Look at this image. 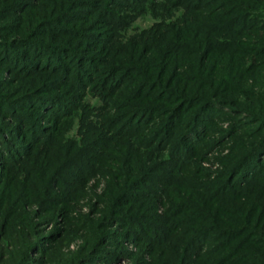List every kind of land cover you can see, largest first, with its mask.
<instances>
[{
  "label": "rangeland",
  "instance_id": "1",
  "mask_svg": "<svg viewBox=\"0 0 264 264\" xmlns=\"http://www.w3.org/2000/svg\"><path fill=\"white\" fill-rule=\"evenodd\" d=\"M176 1L0 0V41L13 55L42 65L14 45L29 40L63 67L22 74L0 63V102L26 94L69 100L57 115L19 108L34 131L0 105L2 136L11 131L22 148L0 155V264H215L222 256V264H264L263 152L251 161L254 179L229 174L264 141V30L212 34L220 50L207 59L204 43L201 71L184 76L193 63L172 60L156 41L174 42L187 14L211 20L214 5L188 13ZM163 22L169 30L157 27ZM80 68L85 77L75 85ZM120 76V86L104 88ZM139 106L152 107L139 117L140 133L117 135L109 121ZM173 113L180 127L172 134L165 126ZM193 119L200 126L190 132L201 137L170 162V144L182 142ZM248 217L251 232H243ZM241 232L256 239L248 255ZM102 250L116 253L115 261Z\"/></svg>",
  "mask_w": 264,
  "mask_h": 264
},
{
  "label": "trees",
  "instance_id": "2",
  "mask_svg": "<svg viewBox=\"0 0 264 264\" xmlns=\"http://www.w3.org/2000/svg\"><path fill=\"white\" fill-rule=\"evenodd\" d=\"M123 1L132 2L134 0H123ZM209 1L210 0H186L185 5H183L181 0H178V2L176 1L178 4L174 5L173 7L182 8L188 13H197V10L204 11L206 10V8H209L210 4H211L210 7L214 5L213 6L214 8H212V10H208V15L211 16V20H208L209 19L208 17L203 18L197 14H190V15L187 14V17L181 19L182 24L179 25L178 23L179 26L175 25V28H178V31L176 35L172 38V40H175L174 42H164L165 38L163 37L159 41H156L157 43L156 45L158 46H161V45L163 47L168 46L162 52L164 55L167 52H169L170 53L169 55L172 56V60L174 61L179 60L180 62L187 61V63H190V62L193 63V67L189 66L188 68H185L184 71H182V74L184 76L195 77L196 72L201 71V69L199 68L200 65H198L199 55L197 54V52H200V49L204 43L209 45L207 47L208 50L206 53L207 59L210 57L211 52L213 50H220L218 48L217 40L214 41L215 38L214 36H212V34L216 35V34L233 33V35H235L238 33L239 35L240 33H242L241 30H254L257 32H261L264 30V0H211L210 4H208ZM19 5H21V3L17 2L13 4L10 7V9H13L14 7L18 8ZM215 5H217L216 8L219 7L216 11H214V9H216ZM242 5H249L251 8L253 7L255 12L240 10V9H244L242 8L243 7ZM232 6H233V12H231ZM205 21H209L208 22L209 26L205 23L201 24ZM161 24L157 26L160 30H169L168 28H165L168 24H165L164 22ZM203 29H204V33L202 34L201 30L203 31ZM184 40L188 42V45L185 44ZM171 43H172V46H170ZM17 44H19L18 45L19 49L22 48V49L31 51V55L35 57L37 56V58L42 59L44 63L40 65L32 60H23L21 57V53H19L18 55H13V52L11 51V49H13V46L8 45L7 43L3 41H0V63L6 62V64H8L11 69H13L14 71L18 73H22V74L32 73L40 69H43V70L50 69L51 71H56V72L61 71V70L63 71V67H61L56 62V58L51 56V54H48L46 57V53L43 51V49L42 50L37 49V48L35 49L31 41L23 39L21 41L14 43V45H17ZM192 45H193V50H190L189 46H192ZM207 48H204V51ZM204 51H202V54ZM214 56L216 55L213 54L211 58L214 59L213 58ZM79 60L82 61V57H80ZM216 60L217 59H214V61ZM195 65L197 67H195ZM112 67L110 66L108 69H106L105 71L106 74H104L105 76H107L109 72H112L115 69V66H112ZM75 76H76L75 78H71V80L74 81L75 85L79 84V78L81 79V77H85L83 75V71L81 70V68L76 70ZM121 78H123V76H120V78H116V79L110 78L105 84L106 86L104 85V88L108 89L109 87L110 90L116 89L118 86L122 84L121 82L123 81V79ZM62 102L67 104L69 103V100L66 99L65 101V99L62 98V96L57 97V96H46L45 95L42 97H35L29 94H26L18 98L17 100H11V101H8L7 103L2 101L0 102L1 103L0 105L3 106L4 109L2 110V112L8 116L7 118L12 119L13 121H16L17 125L21 128L26 127V120H27V122L30 125V128L28 127L29 131L31 130L34 131L36 129V126L31 121L26 119V117L21 115L18 112V109L19 108L20 109L21 108L22 109H28V108L36 109V110L46 113L47 115H52V113H56L57 115V114H61L62 112H66L67 108L65 109L62 108V104H61ZM206 103H207V99L204 98L203 100H201V103L197 104V107L202 108L203 104H206ZM127 111H128L127 115L123 119H121L119 122H115V120L109 121L110 125H114L116 123L115 126H116L117 135L127 136L128 132L130 131L133 132L132 136L140 133L141 130L138 129V127H140L141 124L143 123L142 120L144 117L141 119H139V117L142 114L143 116H151L152 107L139 106L137 108H133ZM173 114L174 115L170 117L171 119L169 121L170 125L168 127L165 126L167 133L172 132V134H173V131L176 129V127H180L179 121L178 119H176L177 117L176 113H173ZM193 118H195V115L193 116ZM195 121H197V119L192 120L191 126L188 125L185 127V129L187 130H186L185 136L181 139L182 142L180 143L176 142L175 144H170L171 146L170 153H169L170 162H172L175 159L180 160L183 157L185 158V156L187 155V151L192 149L190 147H187V145L193 146L194 143H196V141H198V139L201 137V134L203 133L201 131L200 132L197 131L196 133L190 132V129H192L193 127L199 128L200 126V125L199 126L193 125ZM263 121H264V118L260 120L261 123ZM1 128L2 130L4 129L2 126ZM7 130L8 129L6 128L4 129V131H7ZM1 132L2 131L0 130V155L2 157H5V156L15 157L17 156V152L18 153L22 152V148L20 144L18 143L17 139L14 137L11 131H8L9 138H4ZM260 145H262L261 148L257 147L259 150L255 149L252 152L247 153L245 158L242 160V162L239 165L235 166L232 170H230L229 174L233 175V178L238 177V179H240L239 181H242V182L243 181L246 182L248 180H252L255 178L256 176L255 169L257 168V166H255L256 164L255 161L254 163L253 162L251 163V161L257 158V155L259 154V152H263L264 154V141ZM251 205L252 204H248L247 207H249V209H252ZM258 206H263V205L261 203ZM249 222H251V220L248 217L247 220L243 224L247 230L245 229L243 230V232L244 231L251 232L250 228L248 227ZM143 227L145 229L146 226L143 224ZM145 231L148 232L146 229ZM162 235H164L163 232L161 234H158V238H160ZM239 237H240L239 242L246 241L245 243L244 242L242 243V247L244 246V248H246L244 255H248L253 250V247H250V246L256 242V239L254 240H246L245 238L242 239L243 237L242 232L239 235ZM202 238L203 237L198 239L197 242H199ZM196 245L197 244H195V246ZM38 249L39 248L37 246L35 251H38ZM102 253L104 254V259L105 260L108 259L109 262L115 261V258L117 257L116 253L114 252L111 253L108 250H102ZM225 258H226L225 256H222L221 258H219V260L215 262V264H222L223 261H225L224 260ZM261 260L264 261V255H261ZM236 263L237 262H234L233 264H236ZM181 264H184V262H182Z\"/></svg>",
  "mask_w": 264,
  "mask_h": 264
}]
</instances>
